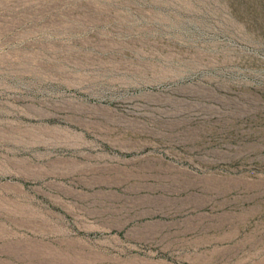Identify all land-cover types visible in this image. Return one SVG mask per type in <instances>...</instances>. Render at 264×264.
Instances as JSON below:
<instances>
[{
	"label": "rangeland",
	"instance_id": "rangeland-1",
	"mask_svg": "<svg viewBox=\"0 0 264 264\" xmlns=\"http://www.w3.org/2000/svg\"><path fill=\"white\" fill-rule=\"evenodd\" d=\"M0 264H264V0H0Z\"/></svg>",
	"mask_w": 264,
	"mask_h": 264
}]
</instances>
